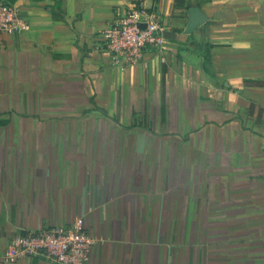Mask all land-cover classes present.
<instances>
[{"label": "crops", "instance_id": "1", "mask_svg": "<svg viewBox=\"0 0 264 264\" xmlns=\"http://www.w3.org/2000/svg\"><path fill=\"white\" fill-rule=\"evenodd\" d=\"M2 1L31 26L0 34V252L82 217L86 264H264V0ZM140 4L164 59L115 67L100 33Z\"/></svg>", "mask_w": 264, "mask_h": 264}, {"label": "built area", "instance_id": "2", "mask_svg": "<svg viewBox=\"0 0 264 264\" xmlns=\"http://www.w3.org/2000/svg\"><path fill=\"white\" fill-rule=\"evenodd\" d=\"M30 21L17 3L0 0V34H21L30 29ZM166 25L159 12L133 5L115 15L100 33V48L108 53L115 67L145 63L148 53L164 59ZM98 243L82 217L63 224H48L13 238L0 252V264H17L23 258L41 253L62 264H86Z\"/></svg>", "mask_w": 264, "mask_h": 264}, {"label": "trees", "instance_id": "3", "mask_svg": "<svg viewBox=\"0 0 264 264\" xmlns=\"http://www.w3.org/2000/svg\"><path fill=\"white\" fill-rule=\"evenodd\" d=\"M182 3V0H176L175 3V9ZM176 14V13H175ZM189 49H186L185 51H188ZM195 54L203 57V68L205 72L207 73L208 77L210 79H215L214 71L211 68V54H210V46L208 43L206 44H197L195 51ZM164 81V79H163Z\"/></svg>", "mask_w": 264, "mask_h": 264}, {"label": "water", "instance_id": "4", "mask_svg": "<svg viewBox=\"0 0 264 264\" xmlns=\"http://www.w3.org/2000/svg\"><path fill=\"white\" fill-rule=\"evenodd\" d=\"M206 21V17L201 14L198 8H191L190 16L185 28V32L190 34L194 32L199 26H201Z\"/></svg>", "mask_w": 264, "mask_h": 264}]
</instances>
